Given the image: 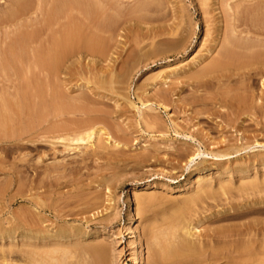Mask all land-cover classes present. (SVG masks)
<instances>
[{"label": "rangeland", "instance_id": "1", "mask_svg": "<svg viewBox=\"0 0 264 264\" xmlns=\"http://www.w3.org/2000/svg\"><path fill=\"white\" fill-rule=\"evenodd\" d=\"M235 1L0 0V215L39 220V198L69 203L73 210L64 217L46 211V223L87 231L90 240L102 242L101 256L89 264L132 263L127 223L133 216L142 239L140 264H169L160 234L182 208L179 238L203 250L199 263L187 264H264L206 251L223 233L264 220V210L234 215L236 204L255 196L246 184L264 181L262 76L237 75L236 86H219L252 107L238 115L236 105L210 100L215 88L197 89L188 81L237 34ZM248 9L241 4L239 17L245 19ZM69 30L78 32V43L60 63L49 61L48 50ZM97 39L103 48L91 49L89 41ZM170 68L166 82L158 77ZM53 95L78 110L53 119V106L42 109ZM60 122H94L103 133L79 148L55 138V144L35 141L42 129ZM59 162H67L71 181L51 199L43 188L32 189L38 194L29 203L27 184ZM142 195L150 197L145 204L139 203ZM185 202L192 236L184 229ZM178 260L184 264V257ZM24 263L13 256L8 264Z\"/></svg>", "mask_w": 264, "mask_h": 264}, {"label": "bare ground", "instance_id": "2", "mask_svg": "<svg viewBox=\"0 0 264 264\" xmlns=\"http://www.w3.org/2000/svg\"><path fill=\"white\" fill-rule=\"evenodd\" d=\"M243 3L249 4L245 19L240 18L238 15V7ZM234 4L236 5L232 12L234 16L232 25L233 31L237 34L229 35L218 55L202 66L200 71L193 74L188 81L197 89L215 88L217 92L210 100L219 102L221 105H236L239 108L235 110V115H238L249 113L252 107L249 103H245L246 100L237 93L229 95L228 90L220 92L219 86H236L239 79L234 76L237 75L242 77L261 75L262 84L264 85V0H236ZM243 32H246V35L243 36ZM193 33L196 34V31ZM78 41V32L74 30L67 31L64 38L56 41L55 46L48 50L49 61L60 63L72 52ZM88 46L91 49H102L103 41L99 39L95 42L89 41ZM213 48L210 46L207 52H211ZM173 72L174 70L170 68L168 71H163L158 77L166 82ZM65 101L62 95H53L50 99L44 100L42 109L47 110L48 105L53 106V119L64 112L74 113L78 110ZM158 104L164 108L168 107L163 101H158ZM47 120H50V118ZM60 131H64V133H59ZM41 132L44 135L36 138L35 141L55 144L54 141L50 140L55 138L62 141L65 147L79 148L83 143L92 145L95 136L103 133V127L95 126L94 122L78 125V127L64 125L60 122L45 127ZM109 139L108 137L107 140ZM221 155H229V153ZM66 164L67 162H59L51 167H46V177L38 182L30 180L27 184L29 186L27 201L31 203L35 195L38 194V191L32 192V189L36 187L38 189L43 188L42 194L51 199L52 194L56 193L62 183L71 181V178L64 172ZM240 168L241 171H246L242 165ZM51 171L61 172L51 175L49 174ZM200 186L204 188V185ZM246 186L252 189L255 196L246 198V200L236 204L234 215L238 217L245 216L251 211L264 210V181L262 183L250 181ZM220 188L223 192H227V186L220 184ZM149 198L147 195H142L139 203L145 204ZM186 203H184V229L186 228L185 232L192 236L195 226L191 222H186ZM251 203H255L257 206L250 208L249 204ZM35 205L41 216L39 220H34L33 217L20 218L16 216L9 219L0 215V264L10 263L13 256L22 258L25 261L24 264H89L92 256H98V258L101 256L103 243L99 242L98 239L90 240L92 237L87 231L71 226H60L57 221L46 223L49 219L46 216V211L53 213L55 218L64 217L73 210L69 203L66 202L63 206H60L59 202H54L52 199L50 203H45L43 199L39 198ZM181 210L182 208L179 209L177 216L169 219L165 231L160 234L163 237V255L166 260H170L171 263L169 264H182L178 260L179 257H184V264L189 262L199 263L203 250L200 249L199 252L198 244L188 237L179 238L178 225L183 218L182 212L180 213ZM139 212L144 214L145 209L141 208ZM134 223L133 216H130L127 229L130 232L131 264H140L143 255L141 249L142 239L133 228ZM156 238L158 239V237ZM209 249L213 250L212 256L215 258L220 254H229L236 257L254 258L256 263L264 262V220L243 224L233 228L229 233H223L222 238L213 245H208L206 251L209 252ZM93 264L99 263L93 262Z\"/></svg>", "mask_w": 264, "mask_h": 264}]
</instances>
